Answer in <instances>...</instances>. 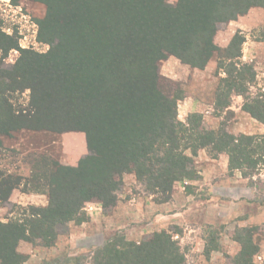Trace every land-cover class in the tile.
Masks as SVG:
<instances>
[{
  "label": "trees",
  "instance_id": "trees-1",
  "mask_svg": "<svg viewBox=\"0 0 264 264\" xmlns=\"http://www.w3.org/2000/svg\"><path fill=\"white\" fill-rule=\"evenodd\" d=\"M30 1L46 7L38 39L50 47L46 53L24 50L0 27V54L20 53L10 70H0V136L77 131L85 134L88 153L76 167L50 159L38 163L28 181L48 196V204L18 207L17 218L0 222V264L27 262L18 251L21 242L55 247L62 228L88 221L87 203L115 207L125 174L168 201L176 183L197 179L200 151L213 159L226 155L229 171L245 178L264 170V135L208 129L200 113L181 122L183 91L159 74V64L170 56L200 70L216 58L224 74L215 91L216 109L242 96V110L264 125V95L250 94L256 73L242 61L245 36L236 32L225 48L214 42L221 26L250 9L264 10V0ZM27 90L31 103L22 108L14 97ZM22 181L0 170V203ZM240 232L235 238L240 250L227 264H257L260 248L252 231ZM218 249L216 238L210 239L206 256ZM90 264H186V257L173 234L161 231L139 242L116 235L92 253Z\"/></svg>",
  "mask_w": 264,
  "mask_h": 264
},
{
  "label": "rangeland",
  "instance_id": "rangeland-1",
  "mask_svg": "<svg viewBox=\"0 0 264 264\" xmlns=\"http://www.w3.org/2000/svg\"><path fill=\"white\" fill-rule=\"evenodd\" d=\"M177 1L166 0L170 5ZM45 15L42 3L19 0L14 5L11 0H0V27L8 36H15L24 50L48 51L50 46L38 39V20ZM238 31L245 36L242 61L252 65L256 73L250 94L264 95V10L250 9L221 26L215 44L225 48ZM19 57L17 50L0 54V70H10ZM159 74L163 81L175 83L183 91L184 97L178 102L181 122H186L190 114L200 113L208 129L225 126L235 136L264 135V125L242 110V96H232L227 109H216L215 91L219 76H224L217 71L216 58L200 70L170 56L159 64ZM30 93L27 90L14 97L18 106H29ZM0 138L4 145L0 149V170L23 177L22 186L12 192L8 202L0 203V222L17 218L16 211H22L18 207L48 204V196L39 193L41 188L32 189L28 181L42 159L76 167L88 153L85 134L77 131H20ZM194 165L197 179L176 183L168 201L150 194L135 175L125 174L117 205L104 210L100 203H87L88 221L62 228L55 247L46 249L21 242L18 251L28 257L24 264H90L92 253L116 235L139 242L161 231L173 234L185 254L186 264H227L240 250L235 238L243 228L252 231L260 248L256 263L264 264V170L245 178L240 172L229 171L226 155L213 159L205 150L199 152ZM26 183L28 189L23 187ZM215 238L219 249L208 258L206 245Z\"/></svg>",
  "mask_w": 264,
  "mask_h": 264
}]
</instances>
